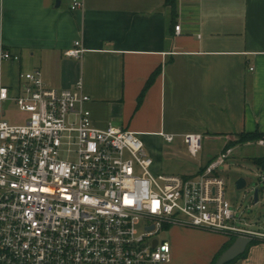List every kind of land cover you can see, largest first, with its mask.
<instances>
[{"label": "crops", "instance_id": "0c3cea01", "mask_svg": "<svg viewBox=\"0 0 264 264\" xmlns=\"http://www.w3.org/2000/svg\"><path fill=\"white\" fill-rule=\"evenodd\" d=\"M75 2L82 7L73 11ZM176 11L173 17L166 0H0V85L11 96L0 107L1 119L11 124L28 119L14 97L25 85L20 76L38 71L51 89L81 85L97 128L119 126L151 146L157 141L186 146L184 136L191 133L222 139L223 148L204 155L194 176L242 133L264 134V0H176ZM76 41L85 50L80 59L65 55ZM3 53L19 60L2 59ZM165 135L174 140L167 142ZM253 144L264 148L260 141L243 145ZM150 155L156 169L163 167L161 154ZM169 229L176 234L169 241V264L179 234L198 251L193 264H212L237 239ZM245 253L234 264H264V241L250 243Z\"/></svg>", "mask_w": 264, "mask_h": 264}, {"label": "built area", "instance_id": "2783aa9c", "mask_svg": "<svg viewBox=\"0 0 264 264\" xmlns=\"http://www.w3.org/2000/svg\"><path fill=\"white\" fill-rule=\"evenodd\" d=\"M84 51L76 41L65 55L80 59ZM20 78L14 101L28 119L0 116V264H169L170 242L157 235L172 227L264 241V233L236 226L226 200L218 170L232 149L196 176L155 174L137 133L93 125L81 85L51 89L38 71ZM8 100L0 85V107ZM184 142L196 158L203 136L186 134Z\"/></svg>", "mask_w": 264, "mask_h": 264}, {"label": "rangeland", "instance_id": "374dc122", "mask_svg": "<svg viewBox=\"0 0 264 264\" xmlns=\"http://www.w3.org/2000/svg\"><path fill=\"white\" fill-rule=\"evenodd\" d=\"M12 111L18 115L16 108ZM144 144L149 156H151L150 153L155 152L162 155L160 160L163 162V167L158 169L154 167L153 172L155 174L176 175L183 178L194 176L192 174L196 171L197 165L204 155H212L223 148L222 139L216 138L212 141L205 139L202 142V150L198 158H193L184 144L168 146L159 141L157 143L153 142L152 146L147 142H144ZM232 149V156L218 170V174L226 183V200L230 202L236 213L237 227L249 228L246 225L251 223L253 226L250 227V230L264 233V175L252 163L254 157L264 155V148L253 144L251 146L237 145ZM240 178H244L247 182L246 188L242 190L237 189L236 186V182ZM257 189L260 190L258 202L255 201V190ZM174 235H176L175 231L164 229L157 235V238L161 241H170ZM176 237L178 238V250L177 255L174 256L173 264H193V262H197L195 260L198 251L194 248H188V241L185 245L180 234Z\"/></svg>", "mask_w": 264, "mask_h": 264}, {"label": "trees", "instance_id": "16d2710c", "mask_svg": "<svg viewBox=\"0 0 264 264\" xmlns=\"http://www.w3.org/2000/svg\"><path fill=\"white\" fill-rule=\"evenodd\" d=\"M166 4L168 6L171 7L172 9V15L173 17H176L177 15V11H176V0H166ZM159 69L157 71H155L153 73V75L151 76V78L149 79V81L147 82V85L146 87L144 88V90L142 91L139 99H138V105L141 104V102L143 101L144 97H145V94L147 92V90L149 89V87H151V85L153 84L155 78L157 77V75L159 74ZM264 141V134H262L261 132L259 131H256L255 133H242L237 142L235 144H229L228 146V149H230L233 145H236V144H240V145H243V144H247V143H250V142H258V141ZM252 162L255 166H257L259 169H261L262 171H264V156L263 157H258V158H254L252 159ZM233 241L234 239H232L224 248L223 250H221V252H219L212 264H216V262L218 261V259L220 258V256L228 249L232 246L233 244ZM253 244H258V243H261V241H258V240H252ZM246 257V253H244L242 256L238 257L237 259L227 263V264H234L237 260L239 259H242Z\"/></svg>", "mask_w": 264, "mask_h": 264}, {"label": "water", "instance_id": "95a60500", "mask_svg": "<svg viewBox=\"0 0 264 264\" xmlns=\"http://www.w3.org/2000/svg\"><path fill=\"white\" fill-rule=\"evenodd\" d=\"M58 5H59V2H58ZM236 186H237V189L242 190V189L246 188L247 182L244 178H240L236 182ZM259 193H260L259 189L255 190V201L256 202H258V200H259ZM250 243H251L250 239L237 238L235 240V242L232 244V246L230 248H228L220 256V258L218 259L216 264H227V263L237 259L238 257L242 256L245 253L246 248Z\"/></svg>", "mask_w": 264, "mask_h": 264}]
</instances>
